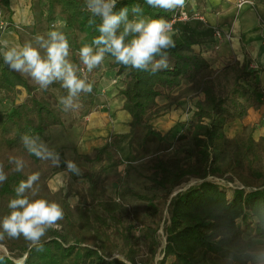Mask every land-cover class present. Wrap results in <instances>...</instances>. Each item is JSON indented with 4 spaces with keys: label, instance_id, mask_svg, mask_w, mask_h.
<instances>
[{
    "label": "trees",
    "instance_id": "trees-1",
    "mask_svg": "<svg viewBox=\"0 0 264 264\" xmlns=\"http://www.w3.org/2000/svg\"><path fill=\"white\" fill-rule=\"evenodd\" d=\"M189 3L186 0L185 9L192 13ZM194 3L197 9L205 8L195 13H207L209 0H194ZM134 5H139L144 12L134 15L131 12ZM0 6L11 18L10 0H1ZM123 7L130 9L129 20L162 17L171 22L181 10L153 9L145 0H117L115 11ZM44 9L48 22L60 15L74 33L72 64L77 76L92 85L90 93H78L82 114H88L99 94V83L93 75L101 65L86 75L88 69L79 51L86 44L96 50L92 41L100 35L97 29L101 21L97 17L95 23L89 24L85 0H46ZM189 23L175 26L182 27L183 31L173 39L175 47L164 50L167 68L153 72L149 64L146 70H137L118 63L110 54L105 55L111 60V69L125 79L124 89L119 93L124 98L122 109L132 120L127 134L111 135L95 150L93 158L82 157L99 165L97 172L83 175L88 183L84 202L108 217H99L96 223L83 207L70 204L68 193L52 192L49 187L51 178L66 168L65 155L55 151L46 138L50 129L64 125L63 111L51 104L44 88L41 95L36 85L10 69L0 56V103L11 102L9 109L0 107V165L7 175L6 181L0 183V222L10 215L8 203L17 198L15 190L20 182L33 173H39L40 179L24 195L30 202L45 199L58 203L64 211L58 227L47 229L38 244L33 245L23 236L11 239L5 235L0 245L10 255H0V264H155L161 246L158 229L165 214H168L166 244L164 258L158 264H252L264 259V137L255 139L253 124H244L234 137L226 131L231 123L245 122L251 109L262 107L258 96L260 86L253 82L256 73L249 70L246 61L241 63L237 59L214 69L203 53L195 49L201 42L195 31L190 30ZM122 31L123 24L118 34ZM132 38L129 35L125 42L130 43ZM161 58L156 56L153 63ZM54 86L62 89L61 98L66 99L62 83ZM161 97L167 99L166 104L158 103ZM182 100L194 101L195 111L169 143L166 141L169 133L162 135L153 122L166 116ZM25 136L37 145L42 144L52 156L42 159L30 153L23 142ZM127 139L130 148L143 150L154 141L165 144L163 154L148 159L150 189L155 194L151 201L147 198L145 218L129 210L128 198L137 195L129 187L120 186L117 199L107 190L111 179L108 171H117L122 166L120 144ZM12 157L23 162L21 171H15ZM56 157L58 164L54 163ZM193 180L194 184L183 189V185ZM224 181L233 187L231 197L227 186L222 184ZM126 218L145 227V253L135 243ZM111 227L115 229L110 231ZM116 232L119 238L114 236ZM115 255L122 258L116 259ZM140 256L145 260H139Z\"/></svg>",
    "mask_w": 264,
    "mask_h": 264
},
{
    "label": "rangeland",
    "instance_id": "rangeland-1",
    "mask_svg": "<svg viewBox=\"0 0 264 264\" xmlns=\"http://www.w3.org/2000/svg\"><path fill=\"white\" fill-rule=\"evenodd\" d=\"M11 1L15 5V12L18 13V11H21L23 13L26 11L28 14L25 23L16 28V30L19 28V47H22L26 43H31V45L41 53V57L46 58L47 50L46 48H42L40 46V42L36 40V37L37 35H41L45 40H48V33L50 31H59L66 36L69 42L70 51L67 59L70 63H72V49L74 47L75 38L74 33L66 27L65 22L60 15H58L56 20L52 22H48L46 20V11L44 9L46 0ZM254 1L262 2L261 0ZM188 9L192 11V13L197 11L201 13V11L205 10L204 7L197 9L194 0H190ZM1 12V17H3V14L8 16L3 8H1ZM202 15L205 19V22L203 23H208L207 16H205V14ZM3 20V22L8 24L7 17ZM199 27L200 26L197 21L189 23L191 31L196 32ZM213 30H218V28L215 27ZM182 31V27H174L173 39ZM219 43H221V41ZM201 46L202 48H200V51L208 59V61H210L214 69H218L220 67L222 68L226 64L225 60H223L218 54L221 46L220 44L218 46L219 49L215 50L213 45L211 46L209 45V42L202 40ZM208 51L210 53H208ZM110 63L111 60L105 57L100 69L93 75L94 80L99 83L100 90L96 98L95 105L92 111L88 114H82L83 110L78 101V94L72 98L70 107H66L61 103L62 89L54 85L62 83L63 87V81L53 82L47 87V89H45L44 93V95H47L46 97L49 99L51 104L60 108L64 113V125L54 127L46 133L49 145L55 151L62 152L66 158L65 170L56 173L51 178L49 181V187L52 192L62 190L68 193L70 204L73 207H83L95 223L99 217H108L102 210L84 202L88 183L83 175L89 171L97 172L99 165L91 164L82 157L90 156L93 158L95 150L102 147L111 135L127 134L130 131L128 113L122 109L124 98L119 93L122 89H124L125 79L123 76H118L117 72L111 69ZM89 72L91 71L85 72V74L87 75ZM23 74L27 75L30 82L36 85L39 88V93L43 95L42 88L31 78V76L28 73ZM114 81L117 82L114 83ZM63 89L67 93L68 98V89L65 87H63ZM258 96L260 98L264 97L261 94ZM158 103L160 105H164L167 103V99L163 97L158 98ZM0 107L3 109H9L11 107V102L4 100L0 103ZM194 111V101L182 100L178 103V106L174 107L166 114V116L155 120L153 122V126L162 135H167L169 133L166 141L171 143L174 141L176 135L181 131V128L185 126L188 121H190ZM256 121L258 120H255V123ZM240 127L241 126H237L233 128L232 131H238L241 129ZM164 147L165 144L154 141L148 144L145 150L137 147L130 148L129 139H127L120 144L121 156L123 159L122 166H120L117 171H108L109 176L111 177L107 184L108 194L117 199L120 191L119 187H129L137 195L128 198V208L131 212L140 216V218H145L149 202L148 199L151 201V197L155 194V192L150 189L151 182L149 180V176L151 171L149 170L148 159L155 154H163ZM68 162L75 164L78 172L69 171L67 166ZM195 182L196 181L193 180L189 184L183 185V189ZM222 184L227 186V194L231 197L234 192L231 183L224 181ZM178 191H180V189L177 190L175 195ZM143 198L148 199L145 200ZM166 219H168V214H165L164 221L158 229V241L161 243V246L155 258V264H158V262L164 258V249L166 244ZM108 222L110 223V220H108ZM125 222L131 225L132 235L136 240L135 243L145 253L147 247V242L144 239L145 227L141 224H137V222L130 220L129 218H126ZM114 229V227H111L109 230L111 231ZM114 236L119 238V233L116 232ZM0 255H10V253L4 246L0 245ZM114 258L121 259L122 257L115 255ZM139 260H145L144 256H140ZM167 264H170V262Z\"/></svg>",
    "mask_w": 264,
    "mask_h": 264
},
{
    "label": "clouds",
    "instance_id": "clouds-1",
    "mask_svg": "<svg viewBox=\"0 0 264 264\" xmlns=\"http://www.w3.org/2000/svg\"><path fill=\"white\" fill-rule=\"evenodd\" d=\"M86 9L90 13L89 24L96 22L94 18H99L98 25L100 35L95 37L92 45L97 46L94 51L93 46L84 45L79 55L88 71L102 65L105 55L110 54L118 63L131 66L137 70H146L152 64V71L167 68V55L165 49L175 47L173 40V24L164 18L147 20L145 18H135L129 20L128 7L121 8L118 12L117 0H85ZM145 4L153 9H163L173 11L177 8L183 9L186 0H145ZM131 12L142 14L144 9L139 5L131 7ZM123 24V31L118 34V30ZM133 35L130 43H126V37ZM49 39L37 35L36 40L40 42L42 48H46V58L41 57V53L31 45L26 43L22 47H13L4 53V61L10 69L20 73H28L31 78L41 87L47 89L55 81H63V87L68 89V98H62L61 103L66 107L71 106L72 98L79 92L90 93L92 85L77 76V69L69 62L70 46L66 36L59 31H50ZM156 56L162 58L153 63ZM25 146L29 152L38 158L47 159L52 153L41 144L37 145L35 140L25 136L23 138ZM16 164L15 171L19 172L23 168V162L18 158H10ZM54 163H59L56 157ZM68 170L78 172L76 165L68 162ZM7 175L0 165V183L6 181ZM40 179L39 173H33L26 181H21L16 188V197L8 203L11 213L5 216L0 222V240L5 235L11 239H18L21 236L33 245L38 244L45 235L47 229L57 226L58 221L63 220L64 211L55 202L49 203L45 199L29 200L24 195L26 190L32 189L33 185ZM35 195V191H33Z\"/></svg>",
    "mask_w": 264,
    "mask_h": 264
},
{
    "label": "crops",
    "instance_id": "crops-1",
    "mask_svg": "<svg viewBox=\"0 0 264 264\" xmlns=\"http://www.w3.org/2000/svg\"><path fill=\"white\" fill-rule=\"evenodd\" d=\"M237 2L238 0H209L205 14L208 23L199 24L200 27L195 33L201 44L196 45L195 49L200 51L202 40L209 42V45L219 43L214 37L215 27L225 33L230 32L232 39H224L219 43L221 46L218 54L226 63L231 59H237L241 63L246 61L249 70L256 73L253 82L260 86V94L264 96V73L260 72L264 70V3L254 1L253 5L247 4L239 9ZM10 3L13 11L11 18L5 14L3 17L0 16V56L3 60L5 52L13 47H19V28L17 30L16 28L23 25L28 17L26 11L15 12V5L11 0ZM1 13L0 8V15ZM4 16L8 18V27L3 25ZM6 65L9 67L8 64ZM260 101L263 103L262 107L258 110L251 109L245 122L236 121L227 126L226 131L230 137L240 133L244 124L255 125V139L264 137V97L260 98ZM127 115L130 124L132 118ZM255 120L258 121L255 123ZM237 126H241V129L233 132L232 129ZM253 264H264V259L257 260Z\"/></svg>",
    "mask_w": 264,
    "mask_h": 264
},
{
    "label": "built area",
    "instance_id": "built-area-1",
    "mask_svg": "<svg viewBox=\"0 0 264 264\" xmlns=\"http://www.w3.org/2000/svg\"><path fill=\"white\" fill-rule=\"evenodd\" d=\"M253 5L254 1L253 0H238L237 2V7L240 9L245 5ZM1 16V15H0ZM191 21H202L205 22V19L202 15L198 14V13H191L189 11H187L185 9V7L183 9L180 10V12L178 14H176L174 16V18L172 19L171 23L173 24V29L177 24H183V23H189ZM3 25H5V27H8L7 23H3ZM214 37L220 42L224 39L226 40H231L232 39V34L229 33H225L223 31H221L220 29L215 30L214 31ZM213 47L215 48V50L219 49V43L217 44H212ZM211 45V46H212ZM215 45V46H214ZM208 53H210L208 51ZM117 81H114V83H116Z\"/></svg>",
    "mask_w": 264,
    "mask_h": 264
}]
</instances>
